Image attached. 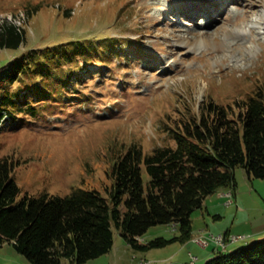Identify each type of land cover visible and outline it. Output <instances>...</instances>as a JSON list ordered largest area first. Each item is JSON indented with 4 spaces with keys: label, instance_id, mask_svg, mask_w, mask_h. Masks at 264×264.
<instances>
[{
    "label": "rangeland",
    "instance_id": "1",
    "mask_svg": "<svg viewBox=\"0 0 264 264\" xmlns=\"http://www.w3.org/2000/svg\"><path fill=\"white\" fill-rule=\"evenodd\" d=\"M0 21L27 34L19 48H0V68L34 48L73 40L107 48V63L98 59L75 75L77 88L65 90L39 119L21 115L5 125L0 158L19 163L20 198L65 196L76 187L106 194L114 148L137 143L150 153L172 144L163 125L186 106L198 111L206 99L231 104L264 86V0H0ZM193 35L210 37L211 46L180 44ZM113 37L125 39L112 42L119 43L118 54L107 46ZM36 86L26 84L35 93ZM236 179L233 192L220 190L226 196L213 194L193 214L187 244L136 251L115 229L113 250L86 264H187L190 252L208 256L199 261L204 264L217 253L214 244L202 245L207 236L225 234L227 244L230 236L244 237L232 250L264 238V180L249 178L242 168ZM178 235L172 225H157L143 240Z\"/></svg>",
    "mask_w": 264,
    "mask_h": 264
},
{
    "label": "trees",
    "instance_id": "2",
    "mask_svg": "<svg viewBox=\"0 0 264 264\" xmlns=\"http://www.w3.org/2000/svg\"><path fill=\"white\" fill-rule=\"evenodd\" d=\"M118 40L125 41L113 37L107 46L117 51L119 43L112 42ZM26 41L25 28L0 22V48H19ZM104 44L73 40L34 48L1 67L0 134L9 121L21 115L39 119L54 100L60 103L65 90L77 88L75 75L98 59L105 62ZM185 109L163 125L172 144L150 153L137 143L113 149L106 194L76 187L65 196L41 192L20 198L19 163L0 158V245H13L30 264H86L113 250L115 229L136 251L190 242L193 214L220 190L233 192L238 168L264 180V86L231 104L206 99L198 111ZM157 225H172L179 235L143 240ZM191 257L187 264H200ZM204 264H264V238L221 250Z\"/></svg>",
    "mask_w": 264,
    "mask_h": 264
},
{
    "label": "crops",
    "instance_id": "3",
    "mask_svg": "<svg viewBox=\"0 0 264 264\" xmlns=\"http://www.w3.org/2000/svg\"><path fill=\"white\" fill-rule=\"evenodd\" d=\"M220 196H223L226 194V191H219L218 192ZM226 196V195H225ZM205 207V206H204ZM262 233V232H261ZM200 236V235H199ZM194 243V242H193ZM236 243V242H235ZM235 243H231L228 245L229 250H232L237 244ZM216 246L213 248L214 252H219L221 251L220 249H217ZM5 253H7V255H4ZM216 253V254H217ZM191 254L193 256H195V254H193L192 252H190V256ZM174 255V254H173ZM196 258H198V262L202 259H205L208 256H205L203 258H200L199 256H195ZM0 264H30L24 256L20 255L13 247V245L11 244H3L0 245ZM178 264V263H176Z\"/></svg>",
    "mask_w": 264,
    "mask_h": 264
},
{
    "label": "bare ground",
    "instance_id": "4",
    "mask_svg": "<svg viewBox=\"0 0 264 264\" xmlns=\"http://www.w3.org/2000/svg\"><path fill=\"white\" fill-rule=\"evenodd\" d=\"M181 45H187L190 49H199V48H209L211 46V40L210 37L206 36V37H199V36H195L193 35L192 37H190V39H182L180 41ZM203 242L202 245L205 246V239L201 240ZM230 243H234L235 242V236H230L229 239Z\"/></svg>",
    "mask_w": 264,
    "mask_h": 264
},
{
    "label": "built area",
    "instance_id": "5",
    "mask_svg": "<svg viewBox=\"0 0 264 264\" xmlns=\"http://www.w3.org/2000/svg\"><path fill=\"white\" fill-rule=\"evenodd\" d=\"M228 197H231V199H232V194H228ZM242 238L243 237L236 236L235 242L239 241ZM211 243H214L217 246H221L223 248H226L227 245L229 244V243L227 244V240H226V237L224 235L215 236L213 234L205 237V247L209 246Z\"/></svg>",
    "mask_w": 264,
    "mask_h": 264
}]
</instances>
